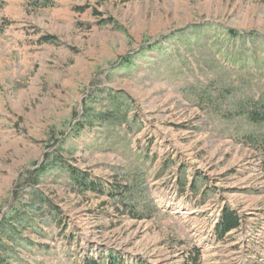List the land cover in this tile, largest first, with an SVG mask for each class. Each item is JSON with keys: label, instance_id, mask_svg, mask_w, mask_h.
Wrapping results in <instances>:
<instances>
[{"label": "rangeland", "instance_id": "1", "mask_svg": "<svg viewBox=\"0 0 264 264\" xmlns=\"http://www.w3.org/2000/svg\"><path fill=\"white\" fill-rule=\"evenodd\" d=\"M253 112L264 0H0V220L25 240L7 264H264ZM228 209L240 227L218 241Z\"/></svg>", "mask_w": 264, "mask_h": 264}, {"label": "trees", "instance_id": "2", "mask_svg": "<svg viewBox=\"0 0 264 264\" xmlns=\"http://www.w3.org/2000/svg\"><path fill=\"white\" fill-rule=\"evenodd\" d=\"M89 113V111H86L84 113L83 117ZM94 118V117H93ZM97 120L105 119L103 116L96 117ZM249 118L251 122L253 123H260L264 122V112L262 115L258 113H251L249 115ZM102 122V121H101ZM61 167H64L65 172H67L70 176V184L72 186V189L75 191H80L82 193L84 192H93L98 195H103L104 191L102 188L98 187L96 182L87 178L84 174L78 172L77 170L68 169V167H65L62 165ZM48 171V167L44 165H40L38 168H36L33 172L28 171V173L31 176L37 177V181L40 179L41 175L46 174ZM22 174V173H21ZM23 175H20L19 183L16 184L17 191L13 190L12 197L13 200L15 198H18L19 196V190L21 188H24V186L27 187H33L32 184L28 185H22L20 180L23 178ZM30 196V194H29ZM43 198L41 206L37 209L38 211L40 208H42V205L47 203V201ZM12 205V209H13ZM7 212L3 213V218L0 220V264H7V258L12 257L13 259H17L19 256V253L16 252V247L18 245L19 240H24V237L19 234V231L12 225V222L9 219V215H6ZM133 216H135L133 214ZM33 220V219H32ZM34 223V220H33ZM240 225V219L236 213H234L232 210H225L222 216L221 221L216 227L215 230V236L216 240L222 241L226 238V236L231 233L233 230L237 229ZM15 246V247H14ZM84 264H129L127 263L122 256H119L115 252H109L108 257L103 260L101 256H88L85 259ZM130 264H143L140 261H133Z\"/></svg>", "mask_w": 264, "mask_h": 264}, {"label": "bare ground", "instance_id": "3", "mask_svg": "<svg viewBox=\"0 0 264 264\" xmlns=\"http://www.w3.org/2000/svg\"><path fill=\"white\" fill-rule=\"evenodd\" d=\"M224 212V211H223ZM222 215H223V213L222 214H218L217 216H216V218H217V221H213L214 223H213V227H214V230H215V228L217 227V225L219 224V222L221 221V219H222ZM215 218V219H216ZM239 227H240V225H239ZM239 227L237 228V229H235V230H233L230 234H233L234 232H236L238 229H239ZM214 233V232H213Z\"/></svg>", "mask_w": 264, "mask_h": 264}]
</instances>
